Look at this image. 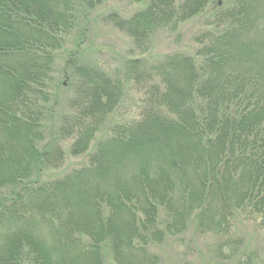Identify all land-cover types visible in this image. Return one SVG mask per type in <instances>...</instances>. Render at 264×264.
Masks as SVG:
<instances>
[{
    "label": "trees",
    "instance_id": "1",
    "mask_svg": "<svg viewBox=\"0 0 264 264\" xmlns=\"http://www.w3.org/2000/svg\"><path fill=\"white\" fill-rule=\"evenodd\" d=\"M147 1L113 21L141 48L208 9L195 53L126 60L148 82L139 117L109 123L88 164L45 179L62 138L88 148L123 80L72 52L82 108L53 130L54 52L100 0H0V264H104L106 252L151 264V248L190 228L229 236L242 214L264 225V0Z\"/></svg>",
    "mask_w": 264,
    "mask_h": 264
},
{
    "label": "rangeland",
    "instance_id": "2",
    "mask_svg": "<svg viewBox=\"0 0 264 264\" xmlns=\"http://www.w3.org/2000/svg\"><path fill=\"white\" fill-rule=\"evenodd\" d=\"M221 1L218 0V4H221ZM147 3V0H100L94 7L79 13L76 26L66 36L64 45L54 52L56 59L51 79L54 83L50 95L55 111L51 124L53 130L60 129L65 116L78 114L82 108L78 109L80 101L77 99L74 84L77 79L71 67L66 66V59L72 52L76 56L74 65L86 70L93 67L114 80H123L125 96H122L107 115L106 124L95 133L85 151L77 155L70 152L69 145L77 133L62 138L61 144L65 154L61 161L44 170L45 179L59 178L77 166L88 164L97 142L109 133L106 131L109 123L139 117L147 97L148 82L143 79L138 83L134 81L133 71L131 70L129 75L126 72V60L138 58L142 64L144 61L156 62L174 51L195 53L198 47L195 36L209 27L208 9L181 22L175 29L159 28L151 35L146 46L140 48L131 34L115 24L112 15L127 18L145 8ZM80 75V78L85 80L83 75ZM50 128L48 123L45 128L46 138ZM231 231V237L224 239L223 237L229 236L219 237L214 233L198 232L190 228L179 234V237L167 239L151 248V253L155 254L154 263L151 264H264V225L242 214ZM104 257V264L113 262L108 252Z\"/></svg>",
    "mask_w": 264,
    "mask_h": 264
}]
</instances>
